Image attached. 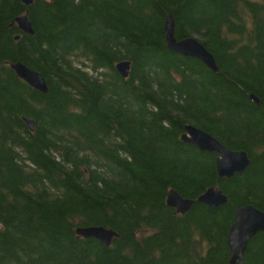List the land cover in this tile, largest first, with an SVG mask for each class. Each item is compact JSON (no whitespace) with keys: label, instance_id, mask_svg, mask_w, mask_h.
<instances>
[{"label":"trees","instance_id":"16d2710c","mask_svg":"<svg viewBox=\"0 0 264 264\" xmlns=\"http://www.w3.org/2000/svg\"><path fill=\"white\" fill-rule=\"evenodd\" d=\"M166 14L217 72L168 50ZM187 125L249 166L219 178L215 154L181 141ZM210 188L227 202L184 215L166 204L170 190L196 200ZM246 205L264 212V0H0V264H229ZM86 227L117 237L105 247L76 235ZM243 258L264 264V233Z\"/></svg>","mask_w":264,"mask_h":264},{"label":"water","instance_id":"95a60500","mask_svg":"<svg viewBox=\"0 0 264 264\" xmlns=\"http://www.w3.org/2000/svg\"><path fill=\"white\" fill-rule=\"evenodd\" d=\"M25 6L32 4V0H22ZM18 28L26 35H33L31 23L27 15L16 19ZM165 43L169 51L180 56L196 59L204 64L212 72H217L214 57L204 48L196 38L177 40L174 36L175 23L170 14H166L164 22ZM18 39V37H16ZM10 69L15 75L34 90L47 94L48 89L44 78L38 72L30 70L27 66L17 62L10 64ZM118 74L126 79L130 70L129 62H121L115 67ZM250 99L258 103L256 98ZM25 124L30 131L33 130V122L25 119ZM181 141L196 147L200 152L216 155L215 165L219 178H232L236 174L243 173L250 164L248 155L243 151H232L203 130L193 126H185ZM227 197L219 188H210L196 200L181 197L176 191L170 190L167 194L166 204L177 214L184 215L194 203H200L214 209L224 205ZM77 236L85 239H95L105 247H110L116 233L103 227H86L75 230ZM259 233H264V212L246 205L235 214V220L229 227L227 234V246L230 253L229 264H245L244 253L249 242Z\"/></svg>","mask_w":264,"mask_h":264}]
</instances>
